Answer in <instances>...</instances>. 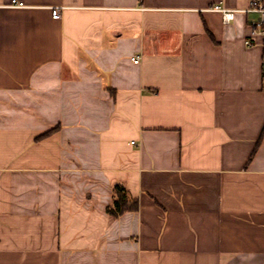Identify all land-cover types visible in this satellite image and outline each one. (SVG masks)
<instances>
[{"label": "crops", "instance_id": "1", "mask_svg": "<svg viewBox=\"0 0 264 264\" xmlns=\"http://www.w3.org/2000/svg\"><path fill=\"white\" fill-rule=\"evenodd\" d=\"M11 1L0 264H264L260 38L210 10L248 0Z\"/></svg>", "mask_w": 264, "mask_h": 264}, {"label": "built area", "instance_id": "2", "mask_svg": "<svg viewBox=\"0 0 264 264\" xmlns=\"http://www.w3.org/2000/svg\"><path fill=\"white\" fill-rule=\"evenodd\" d=\"M11 7L22 8L25 5L16 0H12L10 3ZM210 10L220 13L222 21L224 23L232 20L237 13L252 14L253 18L249 22L250 27V37L254 39L255 37L260 38L261 45V57H260V72L261 78L264 80V0H248V4L245 8L228 10L224 9L219 5H213ZM61 7L51 8V17L58 19L60 17ZM247 44H251L252 41L246 40ZM137 59V57L135 58Z\"/></svg>", "mask_w": 264, "mask_h": 264}, {"label": "trees", "instance_id": "3", "mask_svg": "<svg viewBox=\"0 0 264 264\" xmlns=\"http://www.w3.org/2000/svg\"><path fill=\"white\" fill-rule=\"evenodd\" d=\"M136 207L137 200L131 198L124 187L115 185L113 187L112 201L106 206L105 211L111 218H116L126 211L135 210Z\"/></svg>", "mask_w": 264, "mask_h": 264}, {"label": "rangeland", "instance_id": "4", "mask_svg": "<svg viewBox=\"0 0 264 264\" xmlns=\"http://www.w3.org/2000/svg\"><path fill=\"white\" fill-rule=\"evenodd\" d=\"M253 16L251 15L250 18H252Z\"/></svg>", "mask_w": 264, "mask_h": 264}]
</instances>
